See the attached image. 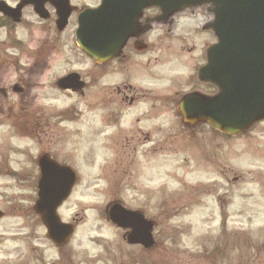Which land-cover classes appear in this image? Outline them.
Masks as SVG:
<instances>
[{
	"label": "rangeland",
	"instance_id": "374dc122",
	"mask_svg": "<svg viewBox=\"0 0 264 264\" xmlns=\"http://www.w3.org/2000/svg\"><path fill=\"white\" fill-rule=\"evenodd\" d=\"M212 20L202 6L175 15L169 26L153 24V55L137 60V69H153V77L135 72L139 89L153 85L151 110L141 104L140 115L121 113L97 89L88 106L86 98L58 94L46 82L47 107L74 105L76 115L67 112L69 119L47 126L40 138L29 126L16 135L0 125V264H264V122L225 136L183 126L176 109L183 94L200 90L197 71L214 43L203 28ZM74 26L72 20L62 38ZM69 48L62 44L64 58ZM68 68L46 64L47 81ZM104 81L111 91L122 83L116 73ZM44 153L77 177L57 210L75 233L58 247L33 211L36 160ZM116 204L153 224L154 248L126 244L123 231L105 219V209Z\"/></svg>",
	"mask_w": 264,
	"mask_h": 264
},
{
	"label": "water",
	"instance_id": "95a60500",
	"mask_svg": "<svg viewBox=\"0 0 264 264\" xmlns=\"http://www.w3.org/2000/svg\"><path fill=\"white\" fill-rule=\"evenodd\" d=\"M59 3L55 1L57 7ZM202 5L211 7L214 20L208 29L216 36L217 43L208 48L206 65L198 71V78L217 86L219 92L214 96L186 94L177 105L178 114L185 124L207 122L222 133L237 135L264 120V0H127L125 8L123 0H102L97 9L79 15L77 43L98 62L112 59L129 38L125 34L128 28L123 24V14L135 13L139 17L141 10L153 6L161 13L155 19L160 21ZM68 14L64 0L59 8L63 24ZM70 80H63L66 86L62 88L72 86ZM38 165L40 179L34 211L46 226L47 237L60 246L68 241L73 227L59 222L56 209L75 184V174L47 156H42ZM109 219L118 227L131 229L129 244L145 249L153 246L152 224L141 214L116 204L110 208Z\"/></svg>",
	"mask_w": 264,
	"mask_h": 264
},
{
	"label": "flooded vegetation",
	"instance_id": "af4514ba",
	"mask_svg": "<svg viewBox=\"0 0 264 264\" xmlns=\"http://www.w3.org/2000/svg\"><path fill=\"white\" fill-rule=\"evenodd\" d=\"M55 1L57 0H0V125L11 126L16 135L22 133L20 126H29L33 132L36 131L34 138H40L39 135L47 126L67 117V112L76 115L77 109L74 105L65 111L60 107H47L44 96L46 82H49L50 89L58 94L67 92L73 99H79V102L86 98L88 106H92L93 91L97 89L100 94L105 93L106 106L113 104L120 107L121 113L127 110L125 113L132 111V115L139 114L141 104L146 107L149 105V110L153 109V85L151 89L145 88L143 91L136 84L142 77L135 79L137 70L143 71L145 78L153 77V69H137L138 65L140 67L137 60L153 55V24L169 26L173 17L153 21L160 16L153 6L141 10L139 17H136L135 13L123 14V24L128 28L125 34H128L129 38L119 50L118 56L98 62L93 55L78 48L75 29L79 14L85 9L97 8L100 0H95L90 5H80L78 8L73 3L74 0H67L69 14L65 24L59 16V8L64 0H58V7ZM126 1L123 0V8ZM72 20L75 25L72 35L70 36L69 32V38L64 39L62 35L70 30ZM62 44L70 46L68 58H64L66 54L62 52ZM53 62H57L59 67L65 62L69 68L59 71L47 81L50 78L46 75L45 65L51 66ZM149 62L150 67H153V60ZM111 73L119 75L120 82L122 81L115 91H111L107 81H104L108 80ZM67 76H74L73 84L62 88L59 82ZM197 84L200 88L198 91L202 94L213 95L219 92L215 85L199 80ZM114 98L119 100L118 104L113 102ZM137 122L135 119L133 125ZM263 122L256 123L251 129L259 127ZM184 125L188 128L204 126L213 133L222 135L206 122ZM148 129L150 130V127ZM118 229L123 231L124 236L130 233L129 227Z\"/></svg>",
	"mask_w": 264,
	"mask_h": 264
}]
</instances>
